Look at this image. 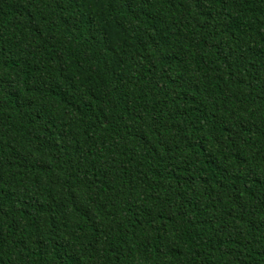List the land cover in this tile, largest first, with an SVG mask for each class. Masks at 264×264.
Returning a JSON list of instances; mask_svg holds the SVG:
<instances>
[{
  "label": "trees",
  "instance_id": "16d2710c",
  "mask_svg": "<svg viewBox=\"0 0 264 264\" xmlns=\"http://www.w3.org/2000/svg\"><path fill=\"white\" fill-rule=\"evenodd\" d=\"M0 264H264V0H0Z\"/></svg>",
  "mask_w": 264,
  "mask_h": 264
}]
</instances>
